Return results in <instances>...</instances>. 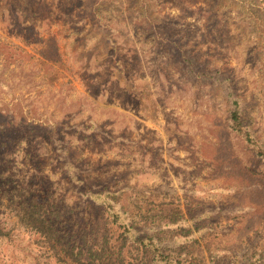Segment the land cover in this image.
Segmentation results:
<instances>
[{
	"label": "rangeland",
	"instance_id": "rangeland-1",
	"mask_svg": "<svg viewBox=\"0 0 264 264\" xmlns=\"http://www.w3.org/2000/svg\"><path fill=\"white\" fill-rule=\"evenodd\" d=\"M182 52L229 79L245 124L264 139V0H0V131L9 122L16 138L13 160L0 165V221L12 226L10 237L0 236V264H57L4 209L1 194L10 188L43 194L59 211L60 230L93 241L47 134L21 132L20 121L61 124L57 139L72 148L85 177L125 187L126 196L163 183L195 189L194 203L209 207L235 202L233 191L264 196V163L227 130L220 89L190 77ZM90 121L102 131H74ZM221 144L238 165L215 157ZM261 217L256 238L240 231L242 218L214 219L213 238L237 240L231 262L243 249L239 240H257L255 253L264 247Z\"/></svg>",
	"mask_w": 264,
	"mask_h": 264
},
{
	"label": "trees",
	"instance_id": "trees-1",
	"mask_svg": "<svg viewBox=\"0 0 264 264\" xmlns=\"http://www.w3.org/2000/svg\"><path fill=\"white\" fill-rule=\"evenodd\" d=\"M182 59L190 77L199 78L220 89L228 105L227 130L242 140L256 161L264 163V139L245 124L243 101L234 92L229 79L223 77L219 70L203 71L198 68L197 58L189 53L182 52ZM20 122L14 125L21 132L26 127L30 131L41 127L47 134L46 139L52 147L63 179L71 195L76 198L74 206L78 209L80 224L86 226L93 237V241L86 242L87 234L81 236L82 241L78 236L75 239V234L67 236L64 229L60 230L56 220L59 211L52 209L43 194L23 196L21 190L16 188L2 191L1 196L7 198L4 209L15 211L20 226L27 231L33 244L41 254H52L57 264H264V247L260 244L257 247L260 252L253 251L257 245V240L253 238L262 235L259 226L263 221L264 201L259 198H264L263 195L255 199L253 195L249 197L245 196L246 193L233 191L229 194L236 198L235 202L209 207L194 203L195 189H177L163 183L156 187L144 185L126 196L125 187L112 189L107 179L85 177V171L74 163L72 148L64 140L57 139L61 124L46 119L37 126L25 122L27 126H22ZM6 125L10 127L12 124L7 122ZM8 126L0 131V165L3 167L8 166L14 158L16 138L10 134ZM74 129L87 135L102 131V127L93 121L88 126L81 124ZM118 140L126 139L120 137ZM214 152L218 160L226 159L230 164L232 160L238 165L224 144ZM222 153L226 156L220 155ZM247 173L249 176L255 175L250 170ZM182 197L190 199L193 204H187L183 209ZM258 199L253 205L254 200ZM260 204L263 208H259ZM219 216L232 218L235 222L242 218L245 227L240 231L250 229L255 235L249 242L239 240L243 249L239 259L236 258L234 262L230 261L229 256L237 240L230 238L226 242L211 236L215 231L214 219ZM10 225L7 219L0 221V236H11Z\"/></svg>",
	"mask_w": 264,
	"mask_h": 264
}]
</instances>
